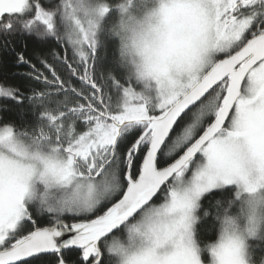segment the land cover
Instances as JSON below:
<instances>
[{
  "label": "snow or ice",
  "instance_id": "1",
  "mask_svg": "<svg viewBox=\"0 0 264 264\" xmlns=\"http://www.w3.org/2000/svg\"><path fill=\"white\" fill-rule=\"evenodd\" d=\"M0 50V264H264V0H0Z\"/></svg>",
  "mask_w": 264,
  "mask_h": 264
},
{
  "label": "trees",
  "instance_id": "2",
  "mask_svg": "<svg viewBox=\"0 0 264 264\" xmlns=\"http://www.w3.org/2000/svg\"><path fill=\"white\" fill-rule=\"evenodd\" d=\"M11 44L10 47H16L17 49L24 48L25 45L30 51L34 45L35 37L28 36H15L10 38ZM55 47V45H53ZM68 54L71 55V50H68ZM6 65V66H5ZM29 69L26 66H15L11 58L10 52H5L0 50V76L7 75L10 78H13L10 82L14 83H23V74L28 72ZM4 101H0V104H4ZM11 103V102H8ZM18 109H13L10 113L11 116L17 115ZM200 233V239L202 241H209L210 238L214 236V231L207 224H201L198 229ZM257 256L264 255V251L257 248Z\"/></svg>",
  "mask_w": 264,
  "mask_h": 264
}]
</instances>
